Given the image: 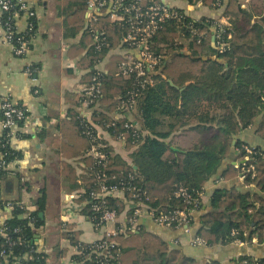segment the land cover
I'll use <instances>...</instances> for the list:
<instances>
[{
    "label": "trees",
    "instance_id": "obj_1",
    "mask_svg": "<svg viewBox=\"0 0 264 264\" xmlns=\"http://www.w3.org/2000/svg\"><path fill=\"white\" fill-rule=\"evenodd\" d=\"M10 1L13 11L18 10L15 0ZM209 2L213 3L215 0ZM220 2L223 5V0ZM77 4L79 18L84 15L87 6L85 0H77ZM261 8L263 9L256 4L252 8H244L238 0H229L225 14L235 19L230 26L216 27L215 20L205 17L194 20L187 16L183 22H165L153 39L154 51L165 56V59L153 73V83L142 89L138 86V106L131 112L123 111L122 106L129 99L131 91L137 88L135 76L129 79L121 76L119 66L124 58L113 52L122 45L128 28L114 23L109 15H101L98 26L105 32L108 42V47L101 52L96 51L93 34L85 29L81 49L86 51L82 63L86 70V85L92 82L97 62L107 60L102 71L103 96L91 106L90 120L114 139L124 134L127 146L133 151L131 161H126L102 137L101 140L107 145L103 151L108 154L107 165L103 167L92 156L87 155L88 149L92 147L90 143L83 157L89 161L83 176V186L81 185L85 190L84 199L92 200L90 194L99 190L97 175L102 172H106L110 182L126 181L133 175V184L147 191L150 197L147 204L158 211L184 208V200L174 194L180 186L188 188L194 194L201 190L205 192L206 183L217 173L223 159L230 153L235 135L252 125L264 110V4ZM177 10L182 11L180 8ZM255 15L259 18L251 23ZM9 16H12L11 12L4 13V21L9 20ZM30 21L36 25L35 17L30 18ZM189 22L204 33L200 42L197 41V35L192 36ZM80 25L78 31L82 27ZM31 34L33 36L34 31ZM74 34L75 31L72 35ZM17 36L19 35L16 38ZM181 37L189 41L188 54L183 52L179 41ZM214 37L215 48L212 47ZM222 42L226 44L223 51L219 48V43ZM123 47L130 49L126 43ZM82 100L83 94L77 100V110L70 113L71 124L74 123L72 127L90 141L84 133L85 122L80 112ZM117 112L122 117L115 119ZM26 115L29 116L28 112ZM166 119H170L169 123H166ZM127 122L133 124L130 130L125 128ZM18 124L23 126L22 121ZM194 125L208 134L212 127L216 129L207 142L196 148L188 151L170 149L166 140L172 133ZM8 133L9 130H5L0 141L1 180L11 171L3 164H9L18 158V152L12 148ZM257 135L264 139V116ZM235 146L239 151L238 165L225 168L220 179L241 176L244 185L253 184L264 193V147L242 141H237ZM244 146L255 148L250 160H245ZM63 164L65 184L70 191V186L77 182V178L71 164L67 161ZM250 165H254L255 175L252 171H247ZM77 188L80 185L75 186ZM1 194L0 188V201ZM200 201L203 204L204 198H200ZM211 201L213 210L205 215L198 232V237L203 238L209 246L227 245L236 240L252 241L254 236L258 241H264V195L250 190L242 192L237 188L218 186L211 194ZM44 203L43 198L39 200L40 210L44 208ZM107 203L118 214L124 209L125 203L117 198L108 197ZM91 207L92 204H88L85 213L95 223L96 216ZM12 212L10 218L0 221V230L4 229L7 233L3 236L0 231V249L1 245L4 246L11 251L12 258L15 257L22 263L42 264L43 260L39 259L41 256L35 252L34 258H25L30 252V223L41 225L37 212H28L20 206H16ZM26 212L29 217L22 218L21 214ZM133 212V209L129 210L124 233L107 237L117 244L110 264H201L195 258L184 255L181 250L170 248L155 233L139 226L135 229L134 221H131ZM234 230L238 232L235 236L232 235ZM68 235L73 237V241H78L72 234ZM8 240L16 244L9 246ZM21 240L24 241L20 242ZM91 245L78 244L79 253L74 257L76 264H96ZM243 259L253 264H264V259L261 258L253 261L247 257ZM206 264L221 263L211 261Z\"/></svg>",
    "mask_w": 264,
    "mask_h": 264
},
{
    "label": "crops",
    "instance_id": "obj_2",
    "mask_svg": "<svg viewBox=\"0 0 264 264\" xmlns=\"http://www.w3.org/2000/svg\"><path fill=\"white\" fill-rule=\"evenodd\" d=\"M166 1L182 9L195 20L211 18L217 24L226 26L232 25L235 20L225 14L229 0H223V5L220 6H214V2L209 0ZM238 1L244 8H252L256 3V0ZM26 2L34 11L36 21L29 53L17 56L13 45L4 39V32L0 28V135L4 134L1 110L3 98L8 97L15 104L25 107L29 115L19 136L10 137L11 146L18 152V158L8 164L7 169L11 171L2 180L0 221L10 218L13 214L14 209H10L7 204H12L11 208L21 205L28 212H37L41 225L30 224V252L25 258H34L35 252L41 256L39 259L43 260L42 264H76L74 257L79 253V243L92 244L105 236L125 232L131 206L123 197L118 198L125 203L123 211L117 215L114 222L103 227H98L85 213L88 200L83 197L85 190L81 185L83 186V176L89 161L83 157L92 142L72 127L74 123L71 124L70 113L77 110V100L87 86L86 70L82 67L86 51L81 49L88 25L87 10L83 16L77 18L80 15L77 0ZM258 18L259 16L255 15L251 23L256 22ZM15 20L18 32L26 33L30 22L28 15L21 13ZM79 25L82 27L78 31ZM74 31L76 34L72 35ZM179 41L183 52L188 54L189 41L182 37ZM123 44L122 39V45L113 50L121 57L126 54ZM212 47H216V42H212ZM106 63L107 60L100 62V68L104 69ZM28 67L34 69V74L27 72ZM170 82L174 84L171 80ZM263 116L264 110L252 125L235 135L230 153L223 159L217 173L206 183L202 208L194 213L193 225L189 232L160 226L147 214L136 218L134 228L139 226L155 233L166 241L170 248L181 250L184 255L195 258L201 264L211 261H219L221 264H253L243 258L247 257L252 261L264 259V241H258L255 236L252 241H242L241 244H191L192 239L198 236L205 215L213 210L211 194L218 186L237 188L242 192L250 190L264 195L255 185H244L241 176L220 179L225 168L238 165L239 151L235 148L237 141L264 147V139L257 135ZM169 121L170 119H166V123ZM97 129L116 154L126 161H131L133 149L111 137L107 131L99 127ZM215 129L212 127L208 134L201 131V127L197 125L188 126L173 132L166 143L174 151H188L207 142ZM65 161L71 164L77 178V182L70 186V191L65 184ZM79 185L80 188L75 189V186ZM42 198L45 205L40 210L38 202ZM27 214H21V217L26 218ZM69 233L78 241H73Z\"/></svg>",
    "mask_w": 264,
    "mask_h": 264
},
{
    "label": "built area",
    "instance_id": "obj_3",
    "mask_svg": "<svg viewBox=\"0 0 264 264\" xmlns=\"http://www.w3.org/2000/svg\"><path fill=\"white\" fill-rule=\"evenodd\" d=\"M18 10L13 11V5L10 0H0V28L4 32V39L11 43L14 48V53L17 56H25L30 51L33 36L31 34L34 31V23L29 22L28 31L21 35L15 23L16 16H19L22 12L28 15L29 18L35 17L34 11H32L27 4L26 0H15ZM87 6V29L93 34L94 45L97 52H101L104 48L108 47L107 38L105 32L98 26L101 15H109L111 20L120 25L128 28L127 35L123 38L124 44H128L129 48L124 54V60L120 63V74L122 77L132 78L135 76V86L137 87L130 93V97L122 106V110L131 112L138 106V99L140 96V88H144L147 85L153 83V73L157 71V68L162 65L165 56L159 55L154 51L153 39L158 31L163 27V24L169 20H176L183 22L187 13L183 10L178 11L177 7L173 6L166 0H85ZM220 0H215L214 6H220ZM6 12H11L12 16H9V20L4 21L3 15ZM189 17V16H188ZM195 20V19H194ZM216 27H220L221 24H216ZM189 29L192 36H198V42L204 36V33L194 28L192 22H189ZM214 27V28H216ZM16 35L17 36L16 38ZM183 37V35H182ZM219 38L220 36L217 35ZM216 40V37H215ZM226 44L224 42L219 43V48L225 50ZM133 51L134 53L130 52ZM95 73L90 85L85 86L83 91V100L81 106V116L84 119V133L88 136L92 142V147L87 151V155L92 156L96 163L105 167L107 165L108 154L103 149L106 148V144L103 143L102 136L98 132L97 125H94L91 120L92 105L97 102L102 96V75L103 69L100 68V61L97 62ZM29 74H34V69L27 68ZM140 88H139V87ZM2 110V124L4 131L9 130L8 137H18L22 128L28 120L26 115L28 110L20 105L15 104L8 97H5L1 101ZM122 117L118 112L115 119ZM22 121L23 126H19L18 122ZM133 124L127 122L125 128L130 130ZM0 135V141H1ZM117 140L123 143H127V139L124 134L120 135ZM243 151L246 153L245 160H250V155H253L255 148L252 146H244ZM5 168L8 164H3ZM247 171H252L255 175L254 165H250ZM99 190L95 193H91L92 200H88V204H92V210L95 213V223L98 227L107 226L108 223L114 222L117 218L116 209L111 208L107 203V198H120L131 206L134 210V215L131 221L136 223V218L142 214L149 215L157 224L167 228H178L189 232L192 227L193 215L200 209L202 203L200 198H204L205 192L201 190L194 194L188 188L180 186L175 191L177 198L183 199L185 206L182 209L175 208L171 210H155L147 204L150 197L146 190L134 185L133 175H130L126 181L110 182L107 180L106 172L98 173ZM2 187V180L0 179V188ZM10 209L12 204H7ZM23 209L21 205H18ZM29 217V213L27 214ZM33 224V223H30ZM1 234L6 236L7 233L4 229H1ZM238 234L235 230L232 235ZM104 238L98 240L91 245V251L95 254L96 264H110V260L113 258V249L117 246L114 240H108ZM21 240L20 242H23ZM243 243L241 240L234 241V244ZM7 244L13 246L16 242L8 240ZM195 246H207V242L201 237H195L191 241ZM11 251L6 250L1 245L0 249V264H21L19 259L11 257Z\"/></svg>",
    "mask_w": 264,
    "mask_h": 264
},
{
    "label": "rangeland",
    "instance_id": "obj_4",
    "mask_svg": "<svg viewBox=\"0 0 264 264\" xmlns=\"http://www.w3.org/2000/svg\"><path fill=\"white\" fill-rule=\"evenodd\" d=\"M255 4H256V5H259V8H260V9H263V8H261V5L264 4V0H256V3H255ZM56 184H57V183H56ZM56 184H55V185H56Z\"/></svg>",
    "mask_w": 264,
    "mask_h": 264
},
{
    "label": "water",
    "instance_id": "obj_5",
    "mask_svg": "<svg viewBox=\"0 0 264 264\" xmlns=\"http://www.w3.org/2000/svg\"><path fill=\"white\" fill-rule=\"evenodd\" d=\"M213 42L215 43V37L213 38Z\"/></svg>",
    "mask_w": 264,
    "mask_h": 264
}]
</instances>
